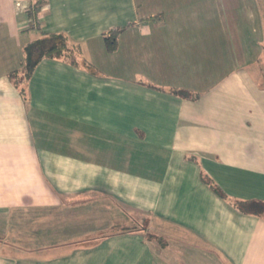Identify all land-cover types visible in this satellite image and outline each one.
Returning a JSON list of instances; mask_svg holds the SVG:
<instances>
[{"label":"crops","instance_id":"crops-1","mask_svg":"<svg viewBox=\"0 0 264 264\" xmlns=\"http://www.w3.org/2000/svg\"><path fill=\"white\" fill-rule=\"evenodd\" d=\"M32 1L0 0V264H264L259 2Z\"/></svg>","mask_w":264,"mask_h":264},{"label":"trees","instance_id":"trees-1","mask_svg":"<svg viewBox=\"0 0 264 264\" xmlns=\"http://www.w3.org/2000/svg\"><path fill=\"white\" fill-rule=\"evenodd\" d=\"M40 1L41 0H35V4L37 5V7L39 6L38 4L40 3ZM38 12H36V14ZM28 15L31 16V13L29 12ZM49 37L56 39L57 43L53 44V45L44 46V45H42V41H44L46 39H42L39 41L29 42L26 45H24L22 66L20 67V69L15 70V71L8 74V79L14 84V86L16 88H18V90L22 96H24V89H23V87L20 86L21 85L20 82L17 81L19 74L22 71L25 73V75H26L25 83H26V81L29 78L34 66L37 64V62L41 58H43V57H49V58L60 57V56L64 55L65 52H67V50H68V49L66 50L67 45H66V42L62 36L53 35V36H49ZM105 41H106L107 49L109 51L113 50L115 45H116L115 40H110L109 38H106ZM209 185L212 186L214 188V190H216L215 186H213L210 183H209ZM243 205L246 207H251L252 210L255 212H260L258 210H262V208H264V207H262V205H259L256 203H252L250 205H248V204L247 205L243 204ZM244 206L242 207V209L246 210V208Z\"/></svg>","mask_w":264,"mask_h":264},{"label":"rangeland","instance_id":"rangeland-1","mask_svg":"<svg viewBox=\"0 0 264 264\" xmlns=\"http://www.w3.org/2000/svg\"><path fill=\"white\" fill-rule=\"evenodd\" d=\"M135 1H136L135 4H136V7L137 8H142V5L141 4H143V2H146L145 5H148V6H150L152 8V9H150L151 11H156V10H153V9H155L157 7V5L159 6L158 0H151V1L150 0H143V1L142 0H135ZM257 1L262 6L263 15H264V0H257ZM160 2H161V0H160ZM44 3H45L44 0H41L40 3L38 4L39 6L37 7V5L35 4V0H33L32 1V4L30 5V8H28V13L30 12L31 13V16L34 17V15H36V12L40 11L44 7ZM164 3H165V5H168V4L171 3V1L170 0H163L162 1V4H164ZM183 5L185 6V9L183 10V13H182V17L183 18H185V15L186 16L188 15L190 17H191V15L194 16V17L198 16L199 19H204L206 17V13H204L202 10H200V7H201L200 4L193 3L192 8H191L189 6V2L187 0H183ZM170 6H171V12L170 11L166 12L167 18H172V17L176 16V13L174 11L175 4H172ZM196 6H199V10H200V11H198V15H197V13H195V10H194V9L197 8ZM190 10H192L193 13H191ZM208 19L209 20H212L213 23H215V20L217 19V17L215 16V13L209 12L208 13ZM215 30H216V27H215ZM67 49H68V47L66 48V50ZM66 53L67 52H65V54ZM119 70H121V69H119ZM263 73H264V69H263ZM120 77H124V76H120ZM25 78H26V75L22 71L19 74L18 79H17V81L20 82V84H21L20 86L21 87H24ZM259 80H260V83L264 86V75L262 76V78H259ZM184 96H185V94H184ZM62 134H63L62 131H59L57 133H54V136L57 137L59 135V137H61ZM51 137H53V134H51ZM34 140H36L38 142V145H42L44 143L47 145L46 140L45 139H42V137H41V135H39V133H36L34 135ZM148 236H151V235L148 234Z\"/></svg>","mask_w":264,"mask_h":264}]
</instances>
